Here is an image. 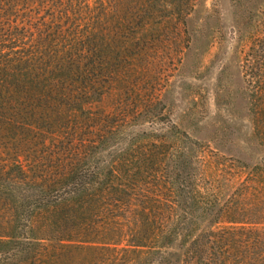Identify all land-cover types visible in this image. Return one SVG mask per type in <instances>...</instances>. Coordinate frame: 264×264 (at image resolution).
<instances>
[{
  "label": "trees",
  "instance_id": "16d2710c",
  "mask_svg": "<svg viewBox=\"0 0 264 264\" xmlns=\"http://www.w3.org/2000/svg\"><path fill=\"white\" fill-rule=\"evenodd\" d=\"M240 1L254 163L99 107L162 1L0 0V264H264V0Z\"/></svg>",
  "mask_w": 264,
  "mask_h": 264
},
{
  "label": "rangeland",
  "instance_id": "374dc122",
  "mask_svg": "<svg viewBox=\"0 0 264 264\" xmlns=\"http://www.w3.org/2000/svg\"><path fill=\"white\" fill-rule=\"evenodd\" d=\"M150 1L163 4L141 13L156 20L134 38L132 50L140 55L124 72V88L116 84L99 107L110 113L126 106L133 124L143 109L158 104L161 120L138 121L135 129L172 125L210 157L256 162L263 151L253 138L241 75L243 2ZM178 14L187 15L185 27Z\"/></svg>",
  "mask_w": 264,
  "mask_h": 264
}]
</instances>
